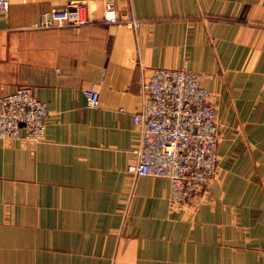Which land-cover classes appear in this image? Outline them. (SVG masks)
<instances>
[{
    "label": "crops",
    "instance_id": "obj_1",
    "mask_svg": "<svg viewBox=\"0 0 264 264\" xmlns=\"http://www.w3.org/2000/svg\"><path fill=\"white\" fill-rule=\"evenodd\" d=\"M9 2L0 98L30 87L49 115L44 142L0 140V264H264V0ZM77 4L92 25L32 29ZM111 5L141 28L103 24ZM158 68L204 74L219 110L218 175L195 211L173 209L168 180L128 174Z\"/></svg>",
    "mask_w": 264,
    "mask_h": 264
},
{
    "label": "built area",
    "instance_id": "obj_2",
    "mask_svg": "<svg viewBox=\"0 0 264 264\" xmlns=\"http://www.w3.org/2000/svg\"><path fill=\"white\" fill-rule=\"evenodd\" d=\"M9 0H0V13L7 12ZM94 20L85 4H77L42 14L33 30L71 29L90 26ZM102 23L125 26L137 31L142 22L132 14L120 16L111 5ZM204 74L182 69L158 68L143 78V108L133 121L140 141L136 162L128 174L166 179L171 186V206L195 211L207 187L218 175V149L221 143L220 114L210 92L203 86ZM87 106L101 104L96 86L83 89ZM48 108L30 87L18 88L0 98V140L38 144L46 139Z\"/></svg>",
    "mask_w": 264,
    "mask_h": 264
}]
</instances>
